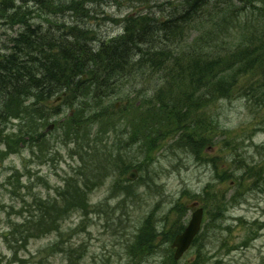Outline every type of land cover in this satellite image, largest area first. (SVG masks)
Listing matches in <instances>:
<instances>
[{
  "label": "trees",
  "instance_id": "obj_1",
  "mask_svg": "<svg viewBox=\"0 0 264 264\" xmlns=\"http://www.w3.org/2000/svg\"><path fill=\"white\" fill-rule=\"evenodd\" d=\"M90 1L93 0H0V32L6 33V40L0 39V141H4L6 126L12 119L20 121L15 128L23 137L44 138L36 127L43 119L47 121L51 113H57L58 106L50 100L63 93L67 104L76 107L74 115L63 122L74 129L72 140L77 146H84L77 135L79 126L84 122L104 124L114 114L117 103L110 101L114 96L144 109L140 120L135 121L125 115L127 109L122 107V113L111 120V127L84 132L86 152L96 154L106 149L113 158L118 154L117 161L124 165L122 172L128 166L121 153L127 134L151 158L155 152H149L146 143L161 146L177 132L182 134L177 143L199 153L201 145L217 129L210 108L211 126L205 127L210 134L201 139L203 125L197 112L209 108L210 102H217L214 106L219 107L226 99L242 98L255 126L264 132V0H170L177 12L167 16L164 9L131 12L123 19V32L106 40H93L95 31L89 38H79L77 31L84 24L58 18L67 11L76 12L75 9L85 11L74 16L89 17L85 12L89 11L86 5ZM137 1L149 5L152 0ZM192 29L199 32L189 39ZM153 76L156 78L151 80ZM17 90L18 94H14ZM225 135L229 156L225 159L219 151L215 157L218 163L213 161V165L220 183L234 178L235 191L227 199L226 189L208 183L204 193L196 195L206 207L207 217L193 244L195 256L184 262L174 258L170 243L185 228L187 211L186 205L177 203L162 214L164 217L157 216L161 213L154 209L144 218L131 245L128 264H141L145 257L157 253L160 243L156 240L164 231L158 224L174 212L175 226L166 232V259L159 264H213L201 237L211 225L226 218L233 199L237 201L253 189L264 192L261 165L255 171L254 162L242 164L245 161L240 145L251 139L252 132L239 137L229 130ZM74 151L84 161V153L80 149ZM198 156L201 158L200 153ZM262 163L264 167V159ZM242 166L244 171L239 174ZM111 171L105 168L106 175ZM248 172L251 176L246 179ZM80 175L81 171L71 175L65 180L66 185L58 188L60 195L65 193L64 206L36 198L38 205L29 212L33 203L26 206L31 196H22L13 189L23 202L16 213H28L21 230L6 234L12 247L59 229L60 220L69 209L85 212L88 183ZM16 179L21 180L19 174ZM10 184L15 182L10 180ZM131 184L119 179L113 185L112 193L121 194L118 197L123 205L133 201ZM143 185L151 188L147 180ZM137 193L142 194L139 190ZM252 233L255 235L254 230ZM249 240L250 237L245 239L244 244ZM69 258L72 264L75 257Z\"/></svg>",
  "mask_w": 264,
  "mask_h": 264
},
{
  "label": "rangeland",
  "instance_id": "obj_2",
  "mask_svg": "<svg viewBox=\"0 0 264 264\" xmlns=\"http://www.w3.org/2000/svg\"><path fill=\"white\" fill-rule=\"evenodd\" d=\"M169 1L153 0L150 5H145L137 0H93L88 2V5L85 4L89 10L85 13L89 17L74 16L85 11L84 9L83 12H78V9H75L76 12L67 11L58 18L68 22L77 21L89 28H95L98 40H106L123 32V19L131 12L140 10L159 12L160 9H164L166 16L174 12L175 7L169 4ZM197 31L193 29L189 39L194 38ZM0 39L6 40V33L1 31ZM121 94L124 95L125 91ZM118 97L114 96L110 100L119 105L106 123L84 122L78 127L77 135L80 141H84V146H77L72 140L75 137L74 129L69 123H63L57 124L52 132L49 131V137L20 147L19 142L23 140V135L13 129L17 122L8 123L7 128L10 131L4 135V141H0V264H70L69 255L71 258L75 257L72 264L79 262L128 264L131 261V245L136 241L138 227L152 210L161 213L157 216L164 217L165 215L162 214L169 212L178 199L186 201L188 198L185 194L186 189L192 194H203L208 183L222 190L226 189L227 199L232 198L231 195L235 191L234 178L226 179V184L220 183L213 165V161L218 163L215 157L219 151L223 153L225 159L229 156L225 150L227 144L224 142L225 131H233L239 137L252 132L251 139H246L240 145V151L244 154L242 160L245 161L242 164L247 166L248 161L254 162L257 165L255 171L259 169V165L264 169L262 163L264 132L257 129L245 101L238 97L222 101L219 107L214 106L217 102L213 105L210 102L209 108L204 107L197 112L198 120L203 125L202 140L210 134L205 128L211 126L208 121L210 108L217 127L214 135H210L206 144L200 147L199 153L202 159L191 147L177 143L182 137L181 132L171 137V141H167L163 148L151 147L153 144L146 143L149 152H156L155 158H151L148 153H142L137 146H132L127 134L124 137L125 144L121 147L123 154L121 155L128 166L122 172L124 165L117 161L118 154L114 158L110 157L106 149H100L96 154H89L86 152L85 143V133L88 129L97 132L111 127V120L122 113L120 110L122 107L127 109L125 115L135 121L140 120L144 109L136 108L135 103H126L117 99ZM50 103L58 106L60 113L57 115L51 113L50 121L43 127L49 122H58L72 109L71 104H67L64 99L57 103L54 97ZM94 103L91 102L92 105ZM136 104L140 103L136 102ZM191 114L193 117L194 112ZM126 131L127 129L123 133ZM191 139L194 140V137ZM77 149L84 153V161L75 153L74 150ZM9 153L12 154L8 156ZM205 160H209L211 165L206 164ZM133 165L139 168V178L131 184L133 201L123 205L120 202L121 197H118L121 194H113L112 189L117 180L126 178V173L134 167ZM106 167L107 170H112L107 175ZM18 171L23 174L20 176L21 180L16 179ZM80 171L82 175L79 178L83 176L88 183V202L85 212L69 209L68 213L64 214L65 217L60 220L59 229L54 228L39 237L23 240L20 246L12 247L6 234L10 235L11 232L23 228L25 214L28 213L27 211H34L35 206L38 205V201L34 200L44 198L42 200L57 201L60 206H64L65 193L60 195L58 188L64 187L65 180ZM243 171L242 166L237 172L240 174ZM250 176L248 172L246 179ZM10 180H13L15 185H11ZM145 180L150 182L151 188L143 185ZM14 188L22 196H31L26 208L33 204L25 214L16 213L17 209L22 208L23 202L20 196L13 192ZM137 190L142 194H138ZM212 201L213 198L208 200V202ZM193 210L186 211L188 214L185 217V225L191 218ZM175 217L176 212L158 224L159 228L164 229L156 240L160 246L157 248V253L145 257L141 264H159L166 259L163 253L166 249V232L175 226ZM245 220L250 223L247 225ZM252 230L255 231V235ZM207 232L201 237L200 242L206 244L210 262L213 264L216 262V264H264V192L253 189L239 196L237 201L233 199L226 218L218 220L216 225H211ZM248 237L250 240L244 244V240ZM195 253L196 247H192L183 256L182 262L193 258Z\"/></svg>",
  "mask_w": 264,
  "mask_h": 264
},
{
  "label": "water",
  "instance_id": "obj_3",
  "mask_svg": "<svg viewBox=\"0 0 264 264\" xmlns=\"http://www.w3.org/2000/svg\"><path fill=\"white\" fill-rule=\"evenodd\" d=\"M53 127V125H51ZM137 175V170H133L129 173V178H135ZM195 204H192L194 206ZM203 208H198L194 213L193 217L186 227L184 232L178 234L173 242V247L176 248L175 258L179 259L186 250L191 246L194 238L198 234L201 229L202 221H203Z\"/></svg>",
  "mask_w": 264,
  "mask_h": 264
},
{
  "label": "bare ground",
  "instance_id": "obj_4",
  "mask_svg": "<svg viewBox=\"0 0 264 264\" xmlns=\"http://www.w3.org/2000/svg\"><path fill=\"white\" fill-rule=\"evenodd\" d=\"M94 30L95 28L93 29V28L87 27L86 25H82L77 31V36L79 38H89ZM92 37L94 38L93 40H96V39L98 40L96 30H95V35L93 34ZM14 94H18V90Z\"/></svg>",
  "mask_w": 264,
  "mask_h": 264
}]
</instances>
